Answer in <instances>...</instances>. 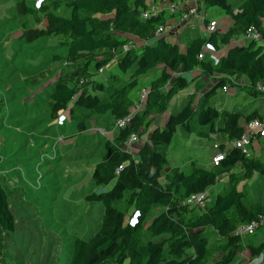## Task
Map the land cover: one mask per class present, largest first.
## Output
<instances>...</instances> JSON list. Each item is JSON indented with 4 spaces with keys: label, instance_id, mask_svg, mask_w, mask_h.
<instances>
[{
    "label": "trees",
    "instance_id": "trees-1",
    "mask_svg": "<svg viewBox=\"0 0 264 264\" xmlns=\"http://www.w3.org/2000/svg\"><path fill=\"white\" fill-rule=\"evenodd\" d=\"M157 1L162 6L182 4L186 0H70L68 16L57 14L45 2L38 7L24 1L17 4V13L32 24L22 26L19 35L22 41L32 43L60 36L67 48L64 56L54 57L70 65V69L56 80L49 95L51 119L67 113L72 120L78 111L92 112L109 115L114 127L131 114L138 102L139 98L132 106L127 104L129 93L138 86V79L153 70L159 71L146 86L142 109L131 115L129 124L117 130L113 141L105 143L101 160L92 168L91 180L95 186L102 189L112 186L85 197L90 204L100 203L103 215L99 230L92 237L73 241L69 264H207L208 231L227 242L222 247L226 254L216 264H231L244 246L253 257L264 252V244L255 247L249 241L264 231V224L248 236L246 242L234 235L239 226L264 218V204H250L238 187L239 180L247 182L253 175L264 177V161L226 147L225 143L220 145L225 157L210 169L195 162L189 164L188 170L169 168L165 155L179 128L186 134L196 133L202 138L217 136L230 142L240 138L246 121L261 119L257 112L245 115L243 111L219 110L211 100L218 90L235 88L242 78L249 89H254L258 82L264 83V45L250 42L230 46L250 27L264 38V0H243L235 8L228 0H201L205 10H222L230 23L209 35L191 39L184 48L165 36L150 44L135 43L116 63L119 71L131 75L132 83L111 91L98 82L93 84L92 91L83 87L90 68L99 75V70L104 71L111 63L113 53L121 51L132 38L148 39L160 25L167 24L164 12L146 19L141 16ZM187 9L188 5H184L180 10ZM209 21L211 18H206L205 25ZM226 47L217 65L207 56L199 59L207 48L219 53ZM197 69L201 74L194 80L196 92L177 112L169 114L173 98L189 86L185 75ZM81 79L85 82L79 86ZM207 81L213 84L207 87ZM23 84L35 87L37 77L30 84L28 81ZM152 114L164 115L163 125L151 127ZM77 129L85 131L83 122ZM132 134L139 139L134 152L125 149L126 140ZM238 168L241 177L237 176ZM222 176L227 177L228 187L216 195L210 206H193L190 217L171 208L176 200L187 206L185 203L191 194L208 191ZM126 198L131 201L132 221H127L118 207ZM157 207L163 210L153 214ZM14 231L8 195L0 182V256L4 237Z\"/></svg>",
    "mask_w": 264,
    "mask_h": 264
},
{
    "label": "rangeland",
    "instance_id": "rangeland-1",
    "mask_svg": "<svg viewBox=\"0 0 264 264\" xmlns=\"http://www.w3.org/2000/svg\"><path fill=\"white\" fill-rule=\"evenodd\" d=\"M20 1L33 7L45 2L59 15L68 16L70 13L67 7L70 0H0V182L8 195L15 221L14 233L6 235L1 243L0 264H69L73 241L92 237L100 227L103 207L100 203L86 202L85 197L98 190L107 191L112 186L110 184L105 189L95 186L90 180V171L101 160L104 149L101 134L113 129V125L109 115H94L92 112L78 111L72 120L65 116L64 119L50 118L49 95L56 80L70 69V65L54 57L64 56L67 48L61 43L60 36L45 37L32 43L21 40L22 26L31 27L32 24L27 17L17 13ZM228 1L235 8L243 0ZM201 9L205 17L216 23V28L223 29L228 25L229 19L222 10H205L203 5ZM198 21L202 23L201 19ZM186 42L180 40L178 43L182 47ZM122 55L120 50L115 51L108 68L99 75L90 68L83 87L92 91L93 84L98 82L111 91L132 83L131 75L122 73L116 66ZM158 74V70H153L140 77L138 86L128 95L127 104L136 103L140 89ZM193 76H190L191 81L196 80ZM34 77H37L35 87L23 84L24 81L30 84ZM239 85L238 92L242 96L249 92L246 85ZM218 91V105H221V99L225 102L228 98L231 103L227 110L249 111L243 104L245 102L250 107L251 96L232 95L233 89L231 95ZM236 97L239 98L234 101ZM187 99H177L176 106L173 101L168 113L177 112ZM155 118L156 115L152 114L150 122ZM80 122L84 124L85 133L77 129ZM211 145L210 138L177 129L165 150L169 168L188 170L191 162L207 166L211 162ZM251 146L248 149L252 150L253 156L264 161V140L254 141L253 149ZM237 172L241 177L240 168ZM218 184L208 189V206L228 187L227 177L222 176ZM238 187L250 204H264V177L253 175L247 182L239 180ZM118 205L126 220L132 221L130 199L126 198ZM172 205L173 210L177 209L185 216L193 214L191 205L182 206L178 200ZM161 210L160 207L154 208L153 214ZM208 233L207 264H216L224 258L226 251L222 247L227 242L211 231ZM249 241L255 247L264 244V231ZM248 252L244 246L231 264H264V252L258 257Z\"/></svg>",
    "mask_w": 264,
    "mask_h": 264
},
{
    "label": "built area",
    "instance_id": "built-area-1",
    "mask_svg": "<svg viewBox=\"0 0 264 264\" xmlns=\"http://www.w3.org/2000/svg\"><path fill=\"white\" fill-rule=\"evenodd\" d=\"M200 4H201V0H193L190 8H188L186 11H181L182 14L180 17V27L183 25V28H184L185 23L188 22L190 18H195L199 16V12L201 9ZM177 10H179V4L177 3H170L166 5L165 10H162L157 4L152 3L150 4L148 11L143 12L141 16L142 18L146 19L152 14L156 15V14H160L161 12H166L167 14L172 15L176 13ZM204 26H205V33H204L205 35H209L216 29V23L213 20L209 21ZM171 31L172 29H169L168 26L160 25L156 29V31L153 34H151V36L148 39L144 41H140V40L139 41L143 43H150L153 40L155 41L159 37H163V36L167 37L168 35H170L169 33ZM132 39L133 41L130 40V42L127 45H124L122 47L121 49L122 53H126L128 50L134 47V44L137 41H135V38H132ZM240 42H242L243 45L250 43V42H255L259 45H264V38L258 30H256L253 27H250L247 29L245 34L242 35L241 38H237L234 41V44L240 43ZM217 53L218 52L213 51L211 48H207L204 53L199 55V59H203L205 56H207L213 62L214 65H217L219 61L218 55L220 54L219 53L217 55ZM101 73H103V69L99 70V74ZM84 82L85 81L81 79L79 80L78 85L81 86L84 84ZM240 83L247 85V81L240 82ZM226 90H227V87L223 88V91H226ZM253 90L257 94H264V83L258 82L255 85ZM146 96H147V90L142 89L139 92V96H138L139 100L133 107L131 114L126 116L124 119L118 121L114 126L115 130H119L125 127L127 124H129L131 120V115L142 109ZM210 139L212 140L211 167H216L225 157V152L220 150L221 143L216 139V136H211ZM260 139L264 140V120L253 118L244 123V132L240 136V138L230 141L226 145L229 146L230 148L238 149L239 151H241L242 154H245L246 156L249 157V156H252V152L251 150L248 149V147L252 144L254 140H260ZM138 143H139V139L137 135L132 134L126 140L125 149L134 150L135 146ZM208 202H209L208 191L191 194L186 200V204L191 205V206H200V207L206 206ZM263 224H264V218H260L257 221H252L250 223L243 224L239 226L238 228H236V230L234 231V235L244 240L248 236L253 235Z\"/></svg>",
    "mask_w": 264,
    "mask_h": 264
},
{
    "label": "crops",
    "instance_id": "crops-1",
    "mask_svg": "<svg viewBox=\"0 0 264 264\" xmlns=\"http://www.w3.org/2000/svg\"><path fill=\"white\" fill-rule=\"evenodd\" d=\"M192 1L193 0H186V1H184L182 4H179V10H177V12L176 13H174V14H172V15H169V14H167L166 12H164V17L166 18V20H167V24H166V26H168V28L169 29H172V31L169 33L170 35H168L166 38L170 41V42H172V43H178V42H180V40H185V41H187V42H189L191 39H193V38H195V37H199V36H202L204 33H205V23H204V20L207 18V17H205L203 14H202V12H199V16L198 17H195V18H190L189 19V21L188 22H186L185 23V25H184V28H183V25L180 27V17H181V14H182V12H181V7L182 6H184V5H188V8H190L191 7V4H192ZM155 4H157L161 9L162 8H166V5H160L159 4V2L157 1ZM200 8H201V4H200ZM163 10V9H162ZM165 10V9H164ZM202 9H200V11H201ZM198 19H201L202 20V23L200 24V22L198 21ZM197 22L199 23V24H197ZM229 23H230V20H229ZM228 23V24H229ZM203 25V26H202ZM183 29H184V31H183ZM242 37V36H241ZM240 37V38H241ZM171 39L173 40V41H171ZM140 39H135V41H137V42H135V43H139V44H150V43H153L154 42V40L152 41V42H150V43H143V42H140V41H144V40H140ZM146 40V39H145ZM139 41V42H138ZM241 41V40H240ZM186 42V43H187ZM179 44V43H178ZM180 45V44H179ZM234 45H243V43L242 42H240V43H236V44H234V41H233V43L230 45V46H234ZM185 46V45H184ZM184 46H182L181 48H184ZM229 47V46H228ZM228 47H226V48H224L223 49V52L222 51H220L219 53L221 54H219V53H217V55H218V57L219 58H221L222 57V54L224 53V51L228 48ZM209 59V58H208ZM219 62V61H218ZM108 68V67H107ZM201 74V72L197 69V70H195V71H193V72H191L190 74H186L185 75V77L189 80V81H191V79H190V76H192V75H194L193 77V79H195L196 78V76L198 77L199 75ZM205 81V80H204ZM240 82H244V81H246L244 78H242V79H240L239 80ZM213 84V81H207L206 83H205V85H207V87H209V86H211ZM239 84H241V83H239ZM238 86H240V85H236V87L235 88H231V87H227V90L226 91H223L222 89H221V91H223L224 93H226V94H230V90H232L233 89V91L234 92H231L232 93V95H235V96H242V94L241 93H239L240 92V87H238ZM190 88V89H189ZM142 89H146V86L145 87H143V88H141L140 89V91L142 90ZM188 89V91L187 92H185V90H183V91H180L174 98H173V100L171 101V103L174 101L175 102V106L177 105V99H180L181 100V98H183V99H187L190 95H192V94H194L195 92H196V82H194V80L193 81H191V83H189V87L187 88ZM248 90H249V92H246L245 94H243V96L242 97H245V98H247V97H252V99H251V102L250 103H248L249 104V106L250 107H248L246 104H245V102H244V104H243V107L245 108V109H247V110H249V111H247V112H245L244 114L245 115H249V114H251V113H253V112H257V114H258V116H260L261 117V120H264V94H257L256 92H254V90L253 89H249V88H247ZM229 90V91H228ZM139 91V92H140ZM228 91V92H227ZM239 91V92H238ZM139 92H138V96H139ZM185 92V93H184ZM219 92V91H218ZM218 92H217V94H218ZM231 95V94H230ZM197 96H200V94H198L197 93ZM217 95L215 96V97H213L212 98V100H211V103L213 104V105H215L216 106V108H218L219 110H227V108L229 107V105H230V103H231V100H228V98H226V100H225V102L221 99V105H218V103H217V101H219V100H217ZM138 98V97H137ZM219 98V97H218ZM239 97H236V98H234L235 100L234 101H236L237 99H238ZM220 99V98H219ZM242 99V98H241ZM244 101V100H243ZM222 102H224L225 104L223 105L222 104ZM170 103V104H171ZM228 111H234V110H228ZM64 116L66 117V118H68V115H67V113H62L59 117V119H64ZM164 120H165V117H164V115H161V116H156V118H155V121L154 122H152L151 123V127H158V126H161V125H163V123H164ZM244 121V120H243ZM72 122V121H71ZM243 128H244V125H243ZM86 132V130L84 131V133ZM117 132V130H115L114 129V127H113V129H111V130H108V131H106V132H104L103 134H101V136H103V140H104V148H105V143L107 142V141H113L114 140V138H115V136H116V133ZM216 139L220 142V143H225V145L226 144H228V140H225V139H222L221 137L219 138V137H217L216 136ZM254 141H256V140H254ZM253 141V142H254ZM253 142H252V146H251V148L253 149ZM139 144V143H138ZM138 144L135 146V148H134V150L138 147ZM226 147H229V146H227L226 145ZM134 150H133V152H134ZM251 152H252V150H251ZM103 153H104V149H103ZM103 153L101 154V157H102V155H103ZM254 153H252V155H253ZM211 156H212V154H211ZM200 167H202V168H206V169H210L211 168V162H209L208 163V165L207 166H201V165H199ZM171 168H174V166H171ZM90 180H91V171H90ZM220 181V180H219ZM219 186V184L217 185V187ZM216 187V185L215 186H213V188H215Z\"/></svg>",
    "mask_w": 264,
    "mask_h": 264
}]
</instances>
